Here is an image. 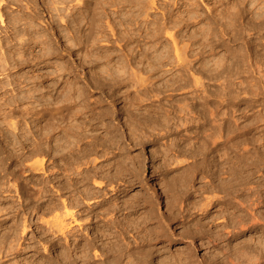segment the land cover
<instances>
[{
    "label": "rangeland",
    "instance_id": "rangeland-1",
    "mask_svg": "<svg viewBox=\"0 0 264 264\" xmlns=\"http://www.w3.org/2000/svg\"><path fill=\"white\" fill-rule=\"evenodd\" d=\"M26 2L7 4L3 10L4 24H0V28L11 29L15 23L11 22L12 18L14 21L20 15L25 18L30 16L29 12L34 14L33 9L26 8ZM229 3L231 0H203L201 11L210 8V15L214 16ZM158 9H155L156 15L149 10V19L157 17L162 23L163 10ZM85 10L87 15L93 14V11ZM105 12L108 14L110 9L106 8ZM175 15L174 11L173 18ZM246 24L247 17L242 16L240 29ZM195 27L184 25L176 33L177 40L182 33H191ZM46 29L54 42L57 38L60 41V44L54 43L55 49L57 46L59 49L52 59L64 60L71 65L77 62L81 66L79 77L71 73V80L90 81L92 73L86 62L91 61V57L87 48L69 49L71 53L63 51L67 46L61 29L53 25H47ZM218 35L220 38L212 41L211 54L227 53L233 60V68L223 77V83L199 70L205 53L190 68L178 69L185 80L172 82L173 87L163 98L155 95L158 91L155 84L150 87L140 84L137 90L110 91L103 96L101 92L93 91L95 107L83 115L73 113L72 116L70 113L76 125L63 123L65 127L62 126L70 130L54 132L51 139L46 136L50 140L45 135L40 136L47 131L46 125H50L48 116H44L47 111L26 121V126L33 130L32 137L20 141L19 146H14L13 134L7 124L0 126V207L14 209L8 218H0V237L7 241L13 233L21 231L19 228H23L24 221L27 229H31H26L20 250L12 253L3 264H13V261L15 264H222L216 254L223 250L233 254H258L260 264H264V253H258L252 246L254 241L264 240V83L256 76L264 67V38L245 40L239 38V33L225 35L222 30ZM165 39L163 34L159 37L161 46L171 43ZM30 51L35 48L32 46ZM32 67L26 65L17 72ZM198 76L206 81L203 87ZM234 78L248 81V92L243 95L235 92ZM15 115L22 114L16 112ZM177 119L181 123L187 120V127L163 130L167 121ZM81 124L83 127L77 131ZM57 136L65 140L76 138L81 141L80 153L84 159L94 156L100 160L86 169L88 175L84 178L87 184L98 189L97 199L88 201L83 207L78 202L81 181L67 175L71 171V159L68 157L70 164H67L47 152ZM34 137L39 141L45 138L42 148L47 149L48 157L51 155L46 158L49 159L45 166L47 170L44 167L45 171L36 175L27 165L28 161L32 163L37 158L26 159L25 163V158L39 142ZM189 141H195L198 146L191 165L173 167L172 158L182 157L184 152L175 151L172 145L183 149ZM54 171L58 173L55 176ZM41 178L42 181L55 178L46 187L48 194L40 190L43 186L39 184ZM77 181L75 187L71 186ZM152 181L158 185L160 201L148 196L147 189ZM201 183L211 185L214 191L223 194L224 199L211 202L207 211L193 212L191 209L197 206L198 198L191 188H198ZM64 200L74 218L66 217V234L63 235L40 221L50 223L58 212L63 214Z\"/></svg>",
    "mask_w": 264,
    "mask_h": 264
},
{
    "label": "clouds",
    "instance_id": "clouds-1",
    "mask_svg": "<svg viewBox=\"0 0 264 264\" xmlns=\"http://www.w3.org/2000/svg\"><path fill=\"white\" fill-rule=\"evenodd\" d=\"M108 14L92 20L85 12L86 0H31L27 5L35 12V18L27 16L17 21L11 29L0 28V126L7 124L13 134L14 146L20 141L32 137V129L26 126L31 116L42 111L58 113L65 117V125H76L70 113L83 115L94 108L92 100L93 91L123 92L137 90L138 85L147 87L155 84V95L163 98L167 90L173 86L172 82L181 81L183 73L179 68H190V65L200 56H205L199 70L206 73L209 78H216L223 83V77L233 68V60L227 53L211 54L212 41L223 34L236 35L245 40H261L264 38V0H231L226 7L211 16L212 9L201 11L203 0H160L164 11H175L173 23L166 28L150 20L146 11L141 10V3H148L152 9L156 8L157 0H136L137 7L131 11L126 9L129 0H101ZM4 0H0L3 6ZM215 7V6H214ZM124 9V10H122ZM151 10V9H149ZM159 10V9H157ZM42 13V14H41ZM47 16V19H45ZM111 17V22L109 21ZM247 17V24L243 29L239 27V20ZM204 21V23H200ZM2 23V22H0ZM47 25L61 29L68 49L87 48L91 61L86 67L91 71L90 81H72L69 65L64 60L52 59L56 55L54 40L46 31ZM196 25L191 33H182L177 43L179 48L171 44H164L158 39L162 34L169 40L184 27ZM143 33V35H142ZM196 41H200L196 44ZM32 45L34 52L25 55L26 48ZM191 47L189 59V48ZM83 62V56L81 57ZM26 65L33 67L25 72L18 73V68ZM134 66V67H133ZM194 71V70H193ZM141 79L137 80L136 77ZM251 76V74H250ZM258 81L264 83V67L256 73ZM200 86L206 82L198 76ZM47 80L45 85L43 81ZM156 81H160L156 84ZM125 86H129L125 88ZM235 92L243 95L250 87L248 81L234 78L232 84ZM142 91V89H140ZM87 105V107H85ZM14 112L22 115L17 117ZM180 115H183L182 113ZM87 119V117H85ZM188 121L182 123L177 119L169 120L163 127L164 131L174 127L180 130L187 127ZM83 124L77 126V131ZM104 127V126H102ZM59 127L43 135L51 136L54 132H62ZM148 132V129H144ZM187 135V134H186ZM80 143L74 137L67 140L62 136L56 137L53 145V157L68 156L71 160V171L67 173L81 181L79 206L83 207L88 201L95 200L98 189L87 184L84 180L86 169L99 163L94 156L84 159L80 153ZM60 145H64L60 147ZM47 147V144H45ZM195 141H189L183 149L172 148L184 156L172 158L173 167L191 165L197 149ZM76 156H80L76 159ZM101 160L103 157L100 158ZM61 171L64 170L62 161ZM55 176V171L52 173ZM14 187V184H13ZM198 198V204L191 209L193 212L207 211L211 202L224 199L222 193L214 191L211 185L203 183L191 188ZM14 209L0 207V217L8 218ZM264 222V221H262ZM47 224L46 220L40 221ZM31 229H27L30 231ZM27 232L13 233L7 241L0 237V264L11 257L12 253L20 250L19 246ZM258 253H264V240L254 241L252 245ZM251 250V249H250ZM222 264H260L259 255L237 252L233 254L227 250L216 254ZM96 256H99L97 253ZM15 264V261H13Z\"/></svg>",
    "mask_w": 264,
    "mask_h": 264
},
{
    "label": "bare ground",
    "instance_id": "bare-ground-1",
    "mask_svg": "<svg viewBox=\"0 0 264 264\" xmlns=\"http://www.w3.org/2000/svg\"><path fill=\"white\" fill-rule=\"evenodd\" d=\"M14 1H16V2H18V3H23L24 1H27L26 2V5H29V4H31V0H12V1H8V0H4V4H3V6H0V22H2L3 24H4V21L2 20L3 19V10H6V6H7V4H10V3H13ZM158 1H160V0H157V3H156V11H157V9L158 8H161V10H163V18H162V20H163V22L161 23L160 21H161V19H159V18H157V17H154L153 19L151 18V20H155L160 26H161V28L163 29V28H166L168 25H170L171 23H173V21H174V18H173V13H174V11H164V9L162 8V6H161V3H158ZM36 2H37V4L40 2V0H36ZM13 4H15L16 5V3H13ZM25 4V3H24ZM22 5H20V4H17V7H21ZM161 6V7H160ZM24 7H26V6H24ZM126 7V9L127 10H129V11H131L133 8H136L137 7V3H136V0H129V3L125 6ZM140 7H141V10L142 11H146L147 12V15L149 16V17H151V13L153 14V15H156L155 14V9H152L151 8V5L150 4H148V3H141V5H140ZM22 8V7H21ZM20 8V9H21ZM28 10L30 9H32V8H30V7H26ZM84 8H86V10L88 9V10H90V11H93V14L91 13V12H89V17L92 19V20H96L97 19V17H103L105 14H106V12H105V10H106V7L104 6V3L103 2H101V0H86V3H85V7ZM25 9V8H24ZM107 9H109V8H107ZM149 9H151V13L149 14ZM37 11H33V13L34 14H31V12H29L30 13V16H32V17H34L35 18V16H36V12H39L40 10L39 9H36ZM85 10V9H84ZM85 10V11H86ZM122 10H124V9H122ZM21 11V10H20ZM24 14V13H23ZM26 14V13H25ZM28 14V13H27ZM19 15V14H18ZM9 16V15H8ZM20 16H22V15H20ZM18 17L17 19H15L14 21H12L13 20V18L11 19V22H15V23H17V21L18 20H20V19H23V16H22V18L21 17ZM26 16H28V15H26ZM16 17V16H15ZM11 18V17H10ZM110 19V18H109ZM110 22H111V20H109ZM10 22V23H11ZM2 23H0L1 25H2ZM14 23V24H15ZM9 24V23H8ZM14 24H12V25H14ZM48 29V28H47ZM46 29V30H47ZM58 29V28H57ZM57 29H56V31H57ZM53 30H55V28L53 27ZM181 31V30H180ZM54 32V31H53ZM183 32V31H182ZM178 33V32H177ZM57 35V34H56ZM142 35H143V33H142ZM164 35V34H163ZM178 35V34H177ZM165 38H167V39H165V40H169L168 39V36L167 35H165ZM58 40H59V38H57ZM57 39H55L56 41H57V43H55V44H60V41H58ZM159 39V38H158ZM177 36H176V34H175V37H173V39L172 40H169V42H171L170 44L171 45H173V47H175V48H179V45H178V43H177ZM162 45V44H161ZM213 45V44H212ZM67 46V45H66ZM57 48H58V46H57ZM56 48V49H57ZM66 48L67 47H65V49L63 50V51H67L68 53H71V52H69V51H71V50H69L68 48H67V50H66ZM191 48V47H190ZM32 49V46L31 45H29L27 48H26V50H25V55H28L29 54V52H30V50ZM59 49V48H58ZM61 49V48H60ZM190 50V49H189ZM34 52V51H33ZM60 52V51H59ZM72 55V54H71ZM86 57V56H85ZM85 60V59H84ZM90 62V61H89ZM87 63V62H86ZM72 64V63H71ZM70 64V62H69V68H70V72L71 73H75L74 75H75V77L76 78H78L79 77V73H78V71H79V67H81L80 66V64H78L77 62H75V64H73V65H71ZM185 75V74H184ZM140 77V76H139ZM139 77H137V79L139 78ZM186 78V77H185ZM185 78H184V80H185ZM188 79V78H187ZM184 80H182V81H184ZM189 80V79H188ZM45 81H47V80H45ZM45 81H43V83L45 82ZM86 81H88V79L86 80ZM188 83H190L189 81H188ZM187 83V84H188ZM174 84H175V82H174ZM173 84V85H174ZM182 84V83H181ZM184 85V84H183ZM186 85V84H185ZM176 86V85H175ZM173 87V86H172ZM175 88V87H174ZM86 106V105H85ZM43 112V111H42ZM45 112V111H44ZM16 113V112H15ZM15 113H14V115H15ZM58 113H59V110H57V112H51V111H47V114H44V116L45 117H47L48 116V119H49V121H50V125H49V123L46 125V127H47V131L48 132H50V131H52L54 128H57V127H59V128H61L62 130H64V129H66V128H64L65 127V125L63 124L64 123V118L65 117H59V119H58ZM73 113H71V115H72ZM74 114H76V113H74ZM93 114V113H92ZM70 115V117H72ZM77 115V114H76ZM94 115V114H93ZM92 115V116H93ZM16 116V115H15ZM19 116H21V115H19ZM99 116V115H98ZM91 117V116H90ZM72 118H74V117H72ZM45 119V118H44ZM47 119V118H46ZM90 120V119H89ZM93 120V119H92ZM91 120V121H92ZM48 121V122H49ZM35 122V121H34ZM33 122V123H34ZM52 123V124H51ZM28 124V123H27ZM48 125H49V129H48ZM64 127H63V126ZM37 127V126H36ZM44 127V126H43ZM42 127V128H43ZM45 127V128H46ZM71 127V126H70ZM68 129V128H67ZM68 130H70V129H68ZM73 130V129H72ZM46 131V132H47ZM67 131V130H66ZM41 132V131H40ZM69 132H71V131H69ZM65 134V133H64ZM42 135L43 134H40V136L42 137ZM69 135H71V134H69ZM84 135V134H83ZM40 136H38V138L40 137ZM66 136V135H65ZM13 137V136H12ZM46 137V136H45ZM77 137V136H76ZM35 138V137H34ZM37 138V137H36ZM35 138V139H36ZM37 138V139H38ZM49 139V137H46V139ZM64 138V137H63ZM68 138V137H67ZM80 138V137H79ZM82 138V137H81ZM34 139V140H35ZM37 139L35 140L36 142H37ZM45 138H41L40 139V141H39V139H38V141L39 142H37L36 143V145L34 146V148L30 151V154L25 158V160L26 159H33V158H37V159H35L32 163H29V161H28V167H30V170H33V171H35L34 172V174L36 175V174H39V172H44L45 171V168H46V170H47V168L48 167H45L46 165H47V162L49 161V159H46L47 157H48V153L49 152H51L52 153V150H53V147H48L47 149H49L47 152H46V150H44V148H42V140H44ZM47 139V140H48ZM50 139H51V136H50ZM49 139V140H50ZM13 141V140H12ZM32 141V140H31ZM55 141H56V139H55ZM83 142V141H82ZM13 143H14V141H13ZM35 143V142H34ZM45 143V142H44ZM49 143V142H48ZM21 144V143H20ZM19 144V145H20ZM22 144H23V142H22ZM46 144V143H45ZM18 145V144H17ZM18 145V146H19ZM92 145V144H91ZM16 146V145H15ZM64 145H60V147H63ZM21 148H22V145L20 146ZM19 147V148H20ZM23 147H24V145H23ZM1 148V147H0ZM25 148V147H24ZM23 150H25V149H23ZM1 152V151H0ZM5 152V151H4ZM29 152V151H28ZM23 153V152H22ZM15 154V153H14ZM50 154V153H49ZM4 157V156H3ZM19 157V156H18ZM50 157H51V155H50ZM50 157H48V158H50ZM2 158V157H1ZM56 158V157H55ZM58 158V157H57ZM56 158V159H57ZM62 159L65 163H67V164H70V163H68V161H70L69 160V158H68V156L66 157V156H61V157H59V159ZM77 158V157H76ZM79 158V157H78ZM77 158V159H78ZM4 159V158H3ZM53 159V158H52ZM55 159V160H56ZM20 160V159H19ZM68 160V161H67ZM32 161V160H31ZM60 161V160H59ZM67 161V162H66ZM72 161V160H71ZM27 162V160L25 161V163ZM55 162V161H54ZM53 162V164H55ZM14 163V162H13ZM5 164V163H4ZM19 164V163H18ZM3 165V164H2ZM1 165V166H2ZM23 166V165H22ZM26 166V165H25ZM101 166V165H100ZM27 167V168H28ZM45 167V168H44ZM96 169H98V168H96ZM50 170V169H49ZM90 170V169H89ZM4 171V170H3ZM68 171V170H67ZM95 171V170H94ZM100 171V170H99ZM1 172V171H0ZM20 172V171H19ZM18 173V172H17ZM56 174H58V173H56L55 172V175ZM86 174H87V172H86ZM61 175V174H60ZM88 175V174H87ZM97 175V174H96ZM102 175H103V173H102ZM59 176V175H58ZM93 176V175H92ZM18 177V176H17ZM42 177V176H41ZM44 177V176H43ZM46 177V176H45ZM57 178V177H56ZM85 178V177H84ZM88 178L90 179V177H87V180H88ZM48 179V178H47ZM55 179V178H54ZM53 179V180H54ZM33 180V179H32ZM53 180H50L49 181V179L47 180V181H42V178H41V182L39 183V184H41V185H43L41 188H40V190H43V191H45V192H47V194H48V191L46 190V187L49 185V183H51ZM77 180V179H76ZM73 181V180H72ZM80 181V180H79ZM33 182V181H32ZM65 182V181H64ZM38 183V182H37ZM70 183H71V181H70ZM74 183V182H73ZM63 184V183H62ZM64 184H66V183H64ZM68 184V183H67ZM78 184V181L77 182H75L74 184H71V186H74V185H77ZM80 184V183H79ZM32 185V184H31ZM35 185V184H34ZM54 185V184H53ZM98 185H99V183H98ZM97 185V186H98ZM101 185H102V183H101ZM70 186V185H69ZM103 186V185H102ZM10 187V186H9ZM37 187V186H36ZM35 187V188H36ZM40 187V186H39ZM54 186H51L50 188L51 189H55V188H53ZM75 187V186H74ZM77 187V186H76ZM100 187V186H99ZM98 187V188H99ZM38 188V187H37ZM48 188V187H47ZM59 188H61V187H59ZM65 188V187H64ZM66 188H67V186H66ZM65 188V189H66ZM29 189V188H28ZM31 189V188H30ZM63 189V188H62ZM68 189H70V188H68ZM76 189V188H75ZM113 189V188H112ZM148 191V196H149V198L150 199H152V200H154V201H160V195H159V191H158V185L156 184V182L155 181H152L151 183H150V185H149V187H148V189H147ZM29 191V190H28ZM38 191H39V189H38ZM64 191V190H63ZM62 191V192H63ZM30 192H32V191H30ZM30 192H27L28 193V195H29V193ZM56 192H57V190H56ZM98 193V192H97ZM31 194V193H30ZM40 194V193H39ZM42 194V193H41ZM54 194H55V192H54ZM96 195H98V194H96ZM33 196V195H32ZM38 196V195H37ZM42 196V195H41ZM41 199V198H40ZM64 199V198H63ZM97 199V198H96ZM36 200V199H35ZM61 200H62V198H61ZM58 203V202H57ZM63 204H64V212H62L63 214H58L57 212V215L52 219L53 221H50V223L49 222H47V224H50L49 226H51L52 227V229H54V228H56V232L57 233H61V234H66V227H67V222H66V217L68 216V217H70V216H72L73 217V215H74V213H72V212H70L71 211V209H69L68 208V205H66V202H65V200L62 202ZM62 204V205H63ZM59 205V204H58ZM71 205V204H70ZM42 207V206H41ZM47 208V207H46ZM50 208V207H49ZM52 208V207H51ZM72 208V207H71ZM40 209V208H39ZM73 209V208H72ZM42 210V209H41ZM49 211H50V209H49ZM48 211V212H49ZM73 211H74V209H73ZM43 212V211H42ZM61 212V211H60ZM16 213V212H15ZM18 213V212H17ZM27 215V214H26ZM1 218V217H0ZM74 218V217H73ZM71 219V218H70ZM76 220V219H75ZM74 220V221H75ZM26 221H24V223H23V229L26 231V229H27V225H26ZM48 226V227H49ZM69 224H68V229H69ZM50 227V228H51ZM12 229V228H11ZM20 230H21V228H19ZM9 230V229H8ZM18 231V230H17ZM71 232V231H70ZM10 233V232H9ZM2 235V234H1ZM10 237V236H9ZM9 239V238H8ZM118 262V261H117ZM115 263V262H114ZM116 264V263H115ZM118 264V263H117Z\"/></svg>",
    "mask_w": 264,
    "mask_h": 264
}]
</instances>
